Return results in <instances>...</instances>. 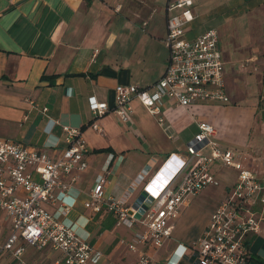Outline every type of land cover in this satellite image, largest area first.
Here are the masks:
<instances>
[{
  "label": "crops",
  "instance_id": "obj_1",
  "mask_svg": "<svg viewBox=\"0 0 264 264\" xmlns=\"http://www.w3.org/2000/svg\"><path fill=\"white\" fill-rule=\"evenodd\" d=\"M172 1L0 0V140L55 156L64 146L60 126L80 129L87 167L68 192L71 210L60 217L57 204L43 207L101 252L98 264H134L137 254L126 243L142 231L114 225V217L104 211L89 218L83 202L105 165L108 182L103 194L123 197L141 170L151 174L167 154L184 155L186 142L197 132L196 121H202L214 128V142L237 151L244 167L264 175V0L192 1L193 21L185 38L212 29L217 41L225 40L226 46L218 47L226 103L182 107L164 99L158 103L160 122L135 98L129 101L126 123L111 112L94 118L89 111V97L111 107L116 86L149 89L162 77L168 57L164 10ZM48 119L55 121L50 134L44 131ZM92 120L96 131L87 125ZM53 141L54 152L44 147ZM210 173L214 182L205 187L215 200L209 214L236 176L235 170L218 163L211 165ZM138 187L129 194V203ZM209 214L195 237L172 240L171 232L159 248L142 246L151 264H167L177 244L194 242ZM9 227L0 211V244ZM249 245L264 263V224ZM22 258L26 264H61L58 251L50 248H26ZM0 264H10V258L1 256Z\"/></svg>",
  "mask_w": 264,
  "mask_h": 264
},
{
  "label": "built area",
  "instance_id": "obj_2",
  "mask_svg": "<svg viewBox=\"0 0 264 264\" xmlns=\"http://www.w3.org/2000/svg\"><path fill=\"white\" fill-rule=\"evenodd\" d=\"M192 1L174 0L165 5L163 43L168 57L162 77L149 89L116 86L111 107L94 97L87 98L94 118L111 112L126 123L131 98L137 99L158 122V103L164 99H172L182 107L228 101L216 31L210 29L193 39L185 38V29L193 21ZM40 110L45 112L46 108ZM46 123L44 131L50 134L55 121L48 119ZM87 125L98 130L95 120ZM195 125L197 132L186 142L185 154H167L151 174L141 170L123 197L103 194L108 182L105 165L95 177L83 207L88 209L89 218L104 211L114 217L116 226L140 227L142 231L134 233L126 247L137 254L134 264H151L142 246H162L188 200L214 182L210 167L218 163L235 170L233 184L209 214L198 238L188 246L177 244L171 252L175 257L167 264L181 260L185 264H264L252 255L249 245L264 224V175L244 167L237 151L214 142L211 125L202 121ZM60 130L64 146L55 156L39 148L0 140V211L10 222L9 232L0 244V258H10V264H26L22 258L26 248L56 250L63 264H98L102 258L101 252L77 235L71 225L62 223L43 207L57 204L58 214L65 217L71 210L66 203L68 192L87 167V148L80 129L61 125ZM44 147L54 152L57 145L53 141ZM165 164H170L175 174L167 183L159 184L156 175ZM137 186L138 192L129 203L127 198ZM177 247L181 248L179 253L175 251Z\"/></svg>",
  "mask_w": 264,
  "mask_h": 264
},
{
  "label": "rangeland",
  "instance_id": "obj_3",
  "mask_svg": "<svg viewBox=\"0 0 264 264\" xmlns=\"http://www.w3.org/2000/svg\"><path fill=\"white\" fill-rule=\"evenodd\" d=\"M223 37H221V39ZM218 45L220 49L225 47V40L222 43L218 41ZM207 188L209 187H205L199 193L192 196L188 200L187 204L181 209L178 217L175 220V225L171 236L172 240L174 237L187 239L195 237L198 228L206 220L215 200L211 190L207 191ZM41 263H43V261ZM61 264L63 263L61 262Z\"/></svg>",
  "mask_w": 264,
  "mask_h": 264
},
{
  "label": "clouds",
  "instance_id": "obj_4",
  "mask_svg": "<svg viewBox=\"0 0 264 264\" xmlns=\"http://www.w3.org/2000/svg\"><path fill=\"white\" fill-rule=\"evenodd\" d=\"M175 174V169L170 164H165L156 175L159 184L167 183Z\"/></svg>",
  "mask_w": 264,
  "mask_h": 264
},
{
  "label": "trees",
  "instance_id": "obj_5",
  "mask_svg": "<svg viewBox=\"0 0 264 264\" xmlns=\"http://www.w3.org/2000/svg\"><path fill=\"white\" fill-rule=\"evenodd\" d=\"M260 262V261H259Z\"/></svg>",
  "mask_w": 264,
  "mask_h": 264
}]
</instances>
